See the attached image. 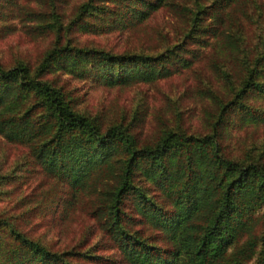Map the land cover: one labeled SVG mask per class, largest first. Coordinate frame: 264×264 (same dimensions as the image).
<instances>
[{
  "label": "trees",
  "instance_id": "obj_1",
  "mask_svg": "<svg viewBox=\"0 0 264 264\" xmlns=\"http://www.w3.org/2000/svg\"><path fill=\"white\" fill-rule=\"evenodd\" d=\"M26 1V26L50 33L51 44L33 65L0 63V136L26 148L29 168L49 187L13 199L3 187L13 175L0 168V264H264V161L230 155L222 141L232 115L264 122V35L248 40L238 22L223 25L222 13L203 22L221 0L195 10L174 3L186 21L174 42L152 52L113 51L81 44L76 33L136 29L168 0H77L68 9L63 0ZM15 4L0 1L1 20ZM6 27L0 24V35ZM206 43L222 51H212L209 66L226 89H207L215 108L202 132L164 124L153 139H138L134 114L104 123L79 110L74 87L55 79L151 82L189 67L196 45ZM85 195L86 232L98 229L96 242L86 246L83 236L54 248L31 234L41 223L62 222Z\"/></svg>",
  "mask_w": 264,
  "mask_h": 264
},
{
  "label": "rangeland",
  "instance_id": "obj_2",
  "mask_svg": "<svg viewBox=\"0 0 264 264\" xmlns=\"http://www.w3.org/2000/svg\"><path fill=\"white\" fill-rule=\"evenodd\" d=\"M14 1L16 4L13 5L11 11L8 14H3L5 16L1 15L4 18L0 19V24L8 25L4 29L3 35H0V63L8 65L15 59H22L33 65L50 47L51 34H38L28 28L26 24L29 21L21 11L25 8L27 1ZM76 1L63 0L61 6L68 9ZM197 1L196 3L195 0H168L164 5L158 6L145 23L136 29L114 30L98 34L79 32L76 33V39L81 44L94 45L113 51L140 48L152 52L155 48L158 50L165 44L174 42L179 35L178 33L176 35L175 32L183 31L186 21L185 15H183L184 11L179 9V6L185 5L195 10L198 8V4L207 8L216 0ZM28 3V5L36 7L43 6L42 4L36 5L37 3L33 0ZM174 3L179 6H175ZM221 4L222 6L216 7L213 13L211 12L212 14L207 13L203 22L212 21L215 14L222 13L223 25L228 26L230 23L238 22L239 27L243 30V35L248 40L254 39L259 34L264 35V0H232L228 4L221 0ZM206 37L208 42L212 41L209 35ZM196 46L197 55L189 67L182 68L169 77L151 82L106 86L95 83L91 77L75 78L66 73H58L55 79L56 81L64 79L67 87H74L72 94L77 95L79 99L76 104L79 110L88 111L90 114H100L104 123L119 120L123 116L124 121L128 122L134 114L137 121H134L132 129L138 139H153L164 124L171 126L177 123L186 130L202 132L206 126V114H210L215 108L207 95V89L223 94L226 86L222 84V80L217 79L209 66V56L213 55L212 51H218L220 55L222 51L214 50L207 43L203 46ZM255 98L257 97L255 96ZM257 99L260 101V97ZM261 104L264 105V100ZM229 123L222 140L228 154L243 155L246 153L247 156L259 157L261 161H264V122L246 123L232 115ZM29 163L28 154L23 145L7 142L0 136V168L2 172L9 171L13 175V177L5 179L3 187L10 188L9 196L13 199L19 198L25 192L31 193V198L35 191L42 192L45 187H49L48 177L41 180L40 176L29 168L32 165ZM42 184L45 186L42 187ZM89 199L90 197L86 195L80 199L73 212L59 224L50 221L41 223L42 225L36 226L31 234L40 237L43 242L54 248L71 246L83 236L82 239L87 242L86 246H89L93 241L96 242L99 231L98 229L92 230L93 227L90 233L86 232L92 218L86 212V206H81L82 201ZM255 213L259 217L263 214L261 209ZM263 223L262 220L258 221L260 227ZM86 246L84 245V247ZM97 252L113 257H118L119 254L115 250L98 249ZM257 254L260 255V252ZM110 264L123 263L115 261Z\"/></svg>",
  "mask_w": 264,
  "mask_h": 264
}]
</instances>
